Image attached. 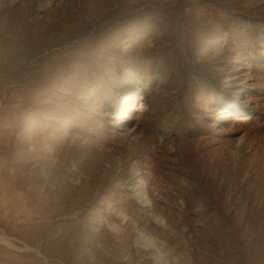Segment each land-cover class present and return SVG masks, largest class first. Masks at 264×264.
<instances>
[{
  "label": "rangeland",
  "instance_id": "374dc122",
  "mask_svg": "<svg viewBox=\"0 0 264 264\" xmlns=\"http://www.w3.org/2000/svg\"><path fill=\"white\" fill-rule=\"evenodd\" d=\"M0 237V264H264V0H0Z\"/></svg>",
  "mask_w": 264,
  "mask_h": 264
},
{
  "label": "bare ground",
  "instance_id": "6f19581e",
  "mask_svg": "<svg viewBox=\"0 0 264 264\" xmlns=\"http://www.w3.org/2000/svg\"><path fill=\"white\" fill-rule=\"evenodd\" d=\"M141 194H142V193L139 192V197H140V198H141V196H140ZM142 196H143V195H142ZM142 198H143V197H142ZM2 239H3V238L0 237V241H2Z\"/></svg>",
  "mask_w": 264,
  "mask_h": 264
},
{
  "label": "trees",
  "instance_id": "16d2710c",
  "mask_svg": "<svg viewBox=\"0 0 264 264\" xmlns=\"http://www.w3.org/2000/svg\"><path fill=\"white\" fill-rule=\"evenodd\" d=\"M10 233V232H9Z\"/></svg>",
  "mask_w": 264,
  "mask_h": 264
}]
</instances>
